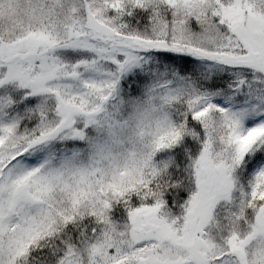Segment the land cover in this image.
<instances>
[{
  "label": "snow or ice",
  "instance_id": "obj_1",
  "mask_svg": "<svg viewBox=\"0 0 264 264\" xmlns=\"http://www.w3.org/2000/svg\"><path fill=\"white\" fill-rule=\"evenodd\" d=\"M0 264H264V0H0Z\"/></svg>",
  "mask_w": 264,
  "mask_h": 264
}]
</instances>
